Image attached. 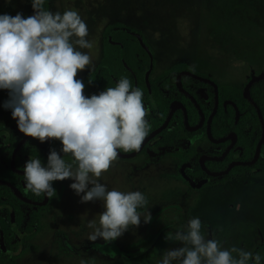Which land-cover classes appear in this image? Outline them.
Masks as SVG:
<instances>
[{
    "label": "rangeland",
    "instance_id": "obj_1",
    "mask_svg": "<svg viewBox=\"0 0 264 264\" xmlns=\"http://www.w3.org/2000/svg\"><path fill=\"white\" fill-rule=\"evenodd\" d=\"M49 10L77 11L88 26L86 39L92 47L79 50L92 63L78 72V79L99 60L103 28L114 20L144 34L158 65H166L168 59L183 60L219 82L243 89L248 77L264 74V0H49ZM17 13L24 18L33 15L31 0H0V14ZM204 141L201 148H220ZM45 144L40 142L42 148ZM161 161L139 166L138 157L117 158L99 178L109 190L144 194L146 204L137 211L148 209L149 223L141 216L138 227L130 226L114 241H89L92 229L87 223H98L103 202H81L82 193L70 189L68 198L53 200L51 209L42 213L37 232L24 241L25 246L17 245L14 235L16 250L0 257V264H81V260L115 264L131 255L128 244L148 234L153 238L149 248L164 235L152 259L157 264L164 250L183 246L165 237L184 230L191 218H199L205 237L218 240L223 248L236 246L257 254L255 247L264 242V173H241L224 183L202 187L188 184L179 165L165 158ZM138 249L137 255L144 251Z\"/></svg>",
    "mask_w": 264,
    "mask_h": 264
},
{
    "label": "clouds",
    "instance_id": "obj_2",
    "mask_svg": "<svg viewBox=\"0 0 264 264\" xmlns=\"http://www.w3.org/2000/svg\"><path fill=\"white\" fill-rule=\"evenodd\" d=\"M45 0H31L34 14L24 18L0 14V89H7L4 107L11 109L17 127L26 136L59 140L66 162L50 149L46 166L39 157L28 159L23 168L26 187L39 196L56 194L53 181L72 179L70 188L81 202L100 200L103 211L98 223L89 220V241L111 242L130 226H139L141 216L149 223L140 191L109 190L99 178L119 155L138 151L149 131L148 110L143 93L122 77L115 87L85 96L78 72L89 68L91 57L79 49L91 48L86 39L88 26L74 10L52 12ZM75 37V39H73ZM75 165V167H74ZM182 247L164 250L157 264H261V255L232 246L223 248L216 239L206 238L199 218H191L184 230L165 237ZM81 264L86 261L81 260Z\"/></svg>",
    "mask_w": 264,
    "mask_h": 264
},
{
    "label": "flooded vegetation",
    "instance_id": "obj_3",
    "mask_svg": "<svg viewBox=\"0 0 264 264\" xmlns=\"http://www.w3.org/2000/svg\"><path fill=\"white\" fill-rule=\"evenodd\" d=\"M123 23L129 27H133L126 24L125 22ZM105 27L103 28L102 41L104 38ZM142 35L144 37V34ZM139 37L141 38L140 35H138V39ZM146 50L150 62L148 68H144L143 64L137 65V67H135L137 69V72H140L143 69L142 78L145 82V86H146L145 89H142L137 84L138 76L136 70L128 66L122 57L121 60L123 63V67H120L119 64L116 65L105 62L104 67L106 68V71L104 69H98V72L94 77L85 79V88L88 89V91L84 90L86 96H91L92 94H99V92L103 91L107 87H115L116 83L122 77L128 78L134 88L138 87L139 89H141L143 93V104L145 108L148 110V115L146 119L149 124V131L147 136L167 120L172 105L174 103H178L176 104L177 106H175V108L171 112V115L168 118V121L165 124V126L162 129H160L158 132H156L154 135L147 138L145 141L143 140L141 147L138 151L134 150L130 152H124L123 150H118L119 155L117 158L121 160H127L133 157L136 158L138 157L139 166H141L144 163L153 164L154 163L153 161L155 160H156L155 163L158 164L162 162L161 160H163L164 158L165 160H171L173 165L175 166L179 165L181 167L180 173L182 178L188 184L194 186H196L195 184L200 181H203V183L200 185L202 187L207 185H214L218 183L221 184L228 181L229 179L224 182L208 183L210 180L209 177L214 175L208 174L201 167L200 158L203 157L204 164L210 171H220V170L211 169L206 164V162L209 160L216 161V159H212L209 157L220 156L222 152L229 146V144H231V146L229 147L228 151L225 153L223 158L234 146H235L234 148H238L239 153H241L242 147L240 145H236V141H237L236 133H235V140L233 142L230 138L226 139L229 140V142L225 147L221 145L223 141L221 142L212 141L207 135V119L210 114L206 117L199 103V102H205L206 99L208 98L205 88L189 78H184V80H182V77L184 75L195 78L194 76L188 73H182L180 76L181 85L185 91L180 89L177 85V75L179 73L183 71H191L193 73H196V71L198 70L193 69L190 63L183 60L170 61L168 59V63H166V65H158L156 64V56L152 48L150 50L147 48ZM112 53L115 52L112 51ZM137 53L140 52L137 51ZM102 59H103V51H102V42H101V51H100L99 60L94 64V66L91 69H87V71L85 70L82 73L80 80L84 79L89 71L98 68V65L100 64ZM138 60L142 61V58L138 57ZM178 62H184L188 64L191 67V70H180L175 74L174 79H175V85L177 87L176 89L173 83L168 81L170 80L171 76L168 77V75H164V73L167 69H169L171 66H173ZM198 72H204L209 75L208 78L214 80L215 82L216 81L219 82L217 79L212 77V75L208 72L205 71H198ZM249 80L250 77H248V81ZM153 82H155V85L157 86L158 95L156 98L154 97V94L152 92ZM219 83H224V82H219ZM227 84H231V83H227ZM177 90L182 92L186 97L180 95ZM225 100H223V102ZM218 101H219V95H218ZM165 102L168 103V110L165 115V118L161 123H159L156 127H154V124L157 123L162 116L163 104ZM190 102H192L197 108V112L199 114V119L197 120V122H191L190 120V117L193 115V110ZM196 103L199 104V107L204 114V119L201 123H200L201 116H200L199 108L196 105ZM240 115L241 112L239 110V117ZM186 120L188 125L192 128H188L186 124ZM0 122H1L0 123V180L5 181V182H0V184H3L4 186H8V188H3V187L0 188V257L2 256L5 257L7 255H12L13 252L16 250L18 244L19 245L21 244L22 247L25 246L24 241L28 238H31L37 232L40 226V218L42 216V213L51 209L50 204L52 203L53 200L56 199L58 200L63 196L64 198L66 197L68 198L70 194L69 193L71 189L70 179L52 182V186L56 192V194H54L52 198H49L44 193H41L39 196L34 194L26 187V181L23 174V168L25 162L28 159L39 157L41 159V163L46 166L47 156L49 154L50 149H55L57 153L59 155H62V158L68 163H73V157L70 154H63L61 152L62 145L59 140H52V139L47 140L46 144L42 148L40 145V141L38 139L27 136L25 140L18 146V143L24 137V134L19 131L16 124H13L9 121L7 110L5 107H4V111L2 109L0 110ZM203 125L205 126L204 130H202L201 128ZM163 130L165 131L163 132ZM210 130H211V123H210ZM262 131H261V135H262ZM202 141L208 142L213 146H219L220 148L217 150L210 148H201ZM263 142H264V138L262 143ZM123 154H130V155L124 156ZM259 155H260V151H259ZM223 158L218 160H222ZM235 160H241V159H235ZM196 163L199 164L200 168L204 171V174L194 175L193 170L195 171L194 166ZM128 175L130 174L128 173ZM119 176L120 175L118 174L117 177ZM15 234H17L16 236L17 245L13 243L14 242L13 238Z\"/></svg>",
    "mask_w": 264,
    "mask_h": 264
},
{
    "label": "trees",
    "instance_id": "obj_4",
    "mask_svg": "<svg viewBox=\"0 0 264 264\" xmlns=\"http://www.w3.org/2000/svg\"><path fill=\"white\" fill-rule=\"evenodd\" d=\"M43 7L44 9L49 10V0H45ZM138 35L141 36L142 38L141 40L143 44L141 43V41H139ZM147 48L149 50L151 49L148 43L145 41L140 30L135 29L133 27H129L125 25L123 22L118 20H115L107 24L104 30V38L102 41L103 59L98 65V68L89 71L86 74L85 78L82 79L84 85H85V79L94 77L97 74L98 69H104L106 71V68L104 67L105 62L116 65L119 64L120 67H123L121 57L126 62V64L132 67L134 70H136V72L137 69L135 67H137V65L143 64L144 68H148L150 62L146 50ZM112 51H114L115 53H112ZM137 51L140 53H137ZM138 57H141L142 61H139ZM180 70H191V67L184 62H178L173 66H171L169 69H167L164 73V75H168V77L171 76L170 80L168 81L172 82L176 89L177 87L175 85L174 76ZM196 73L204 77H209V75L204 72L196 71ZM137 76H138L137 84L142 89H145L146 88L145 82L142 78L143 69L140 72H137ZM184 78H189L191 80H194L197 84L205 88L208 98L206 99L205 102H199V103L202 110L205 113V116L207 117L210 114L213 107L214 87L208 82L195 79L191 76L184 75L182 77V80H184ZM217 84H218L219 104L211 122L212 134L215 137H221L227 135L230 132L236 133L237 135L236 145H240L242 147V152L239 153V149L234 148L235 147L234 146L222 160L207 161L206 164L213 170H221L225 168L231 160H235V159L250 160L255 153L257 142L260 139L261 131L262 128L264 127V78L257 79L249 85V92L252 100L246 98L243 95V89L241 87H237L235 85L227 84V83L217 82ZM84 90L88 91V89L86 88H84ZM152 92L154 94V97L156 98L158 94H157V86L155 85V82L152 83ZM178 93L183 97H186L182 92L178 91ZM8 99H9L8 90L0 89V110L2 109L4 111L3 105ZM225 99H232L234 102H236L241 112V115L237 121H235L234 107L231 104H227L226 106L222 104L223 100ZM190 104L193 110V115L190 117V120L191 122H197V120L199 119L197 108L192 102H190ZM6 110L9 121L17 125L16 120L13 119L11 116V109L6 108ZM167 110H168V103L165 102L163 104L162 116L159 119V121L154 124V127H156L159 123L163 121L167 113ZM204 127H205L204 125L201 127L202 130H204ZM164 131L165 130H163V132ZM228 142L229 140H225L221 143V145L225 147ZM194 168H195V171L193 170L194 175L204 174V171L200 168L198 163L195 164ZM247 172L251 174L264 173V142L262 143L260 149V155L254 163L237 164L224 174L217 176H210L209 177L210 180L208 183L224 182L230 179V177L235 174L247 173ZM2 187L8 188V186H4L3 184H0V188ZM152 239H153L152 235L148 234L143 238H139L136 241H133L130 244H128L126 248L128 249L129 252H132L131 255L124 258L123 261H118L115 264L134 263L137 261H141L147 264H155L152 262V259L156 254L157 249H159L160 246L163 244L164 235H162L157 240L155 239L153 241L152 248H149L148 244L152 241ZM139 247L140 248L143 247L144 251L141 254L137 255L134 252L136 251L138 252L140 249L138 250L135 249ZM255 252L261 255L262 257L261 262L264 263V242L259 243L255 247ZM124 261L126 263H124ZM249 264H253V262L250 261Z\"/></svg>",
    "mask_w": 264,
    "mask_h": 264
},
{
    "label": "water",
    "instance_id": "obj_5",
    "mask_svg": "<svg viewBox=\"0 0 264 264\" xmlns=\"http://www.w3.org/2000/svg\"><path fill=\"white\" fill-rule=\"evenodd\" d=\"M139 40H140L141 43H142V40H141L140 37H139ZM142 44H143V43H142ZM182 73H188V74H191V75L194 76L195 78H197V79H199V80H202V81H205V82H209L210 84L213 85V87H214V105H213L212 111H211V113H210V115H209V117H208V119H207V135H208V137H209L212 141H214V142H221V141H224V140H226V139H228V138H230V139L232 140V142H233V141L235 140V133H234V132H231V133H229V134H227V135H225V136H222V137L216 138V137H214V136L212 135L211 130H210V123H211V120H212V116H213L214 113L216 112V110H217V106H218V102H219V101H218V86H217V83H216L214 80H212V79H210V78H208V77L201 76V75L196 74V73H193V72H191V71H183V72H181V73H179V74L177 75V85H178V87H179L180 89H182V90H184V88H183L182 85H181V81H180V76H181ZM260 78H264V74H260V75H257V76H254V77L250 78V80L248 81L246 87L243 89V95H244L245 97H247V98H249L250 100H252V98H251V96H250V92H249V85H250L254 80H256V79H260ZM184 91H185V90H184ZM84 94H85V93H84ZM85 96H86V95H85ZM227 103H230V104H232V105L234 106V109H235V120H237L238 117H239V110H238V107H237L236 103H235L234 101L230 100V99H227V100H225V101L223 102L224 106H226ZM176 104H178V103H174V104L172 105V107H171V111H170V113H169V115H168V118L170 117L171 112L173 111V109L175 108V106H177ZM196 105H197L198 108H199V112H200V116H201V118H200V123H201V122L203 121V119H204V114H203V111L200 109L199 104L196 103ZM182 107H183V106H182ZM183 108H184V107H183ZM168 118H167V120H166L161 126H159V127L156 128L154 131H152V132H151V133H150V134L144 139V141H145L147 138H149L150 136L154 135V134H155L156 132H158L160 129H162V128L165 126V124L167 123ZM186 124H187L188 128H192V127H190V126L188 125L187 120H186ZM26 137H27V136L24 135V137H23V138L21 139V141L18 143V146H19V145L25 140ZM263 138H264V127H263V131H262L261 138H260L259 141L257 142L254 156H253L252 159H250V160H245V161H244V160H243V161H242V160H233V161H231V162L227 165V167L224 168L223 170H220V171H210V170L205 166L203 157H201V158H200V164H201V167H202V168H203L208 174H210V175H214V176H215V175H221V174H224V173L228 172L229 169H230L232 166L236 165V164H251V163H253L254 161H256L257 157L259 156V151H260V147H261V144H262ZM230 146H231V144H229V146H228V147L222 152V154H221L220 156H212V157H209V158L216 159V160L223 158V156H224L225 153L228 151V149H229ZM123 155H124V156H129L130 154H123ZM0 182H5V181L0 180ZM202 183H203V181H200V182L196 183L195 185H196V186H200ZM40 203H41V202H40Z\"/></svg>",
    "mask_w": 264,
    "mask_h": 264
}]
</instances>
